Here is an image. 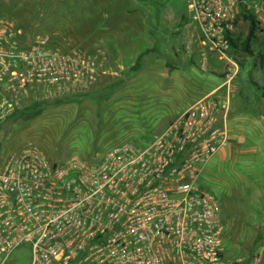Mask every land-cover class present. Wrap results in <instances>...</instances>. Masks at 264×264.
I'll use <instances>...</instances> for the list:
<instances>
[{"label": "built area", "instance_id": "1", "mask_svg": "<svg viewBox=\"0 0 264 264\" xmlns=\"http://www.w3.org/2000/svg\"><path fill=\"white\" fill-rule=\"evenodd\" d=\"M241 7L258 19L264 0H185L199 41L236 75L229 37ZM264 37V27L261 30ZM0 16V124L34 86L89 85L101 62L60 51ZM217 88L189 104L141 145L122 142L99 158L49 161L26 143L0 159V264L20 245L28 264H264V248L223 255L218 203L197 184L227 142V100Z\"/></svg>", "mask_w": 264, "mask_h": 264}, {"label": "rangeland", "instance_id": "2", "mask_svg": "<svg viewBox=\"0 0 264 264\" xmlns=\"http://www.w3.org/2000/svg\"><path fill=\"white\" fill-rule=\"evenodd\" d=\"M247 14L257 20L251 52L237 53V73L224 84L227 65L200 43L185 0H0V16L22 31L21 42L43 36L57 50L78 48L100 62L115 55L123 66L121 77L104 72L89 85H41L20 95L0 124V159L26 143L57 163L95 160L122 142L139 146L215 87L213 97H226L225 121L237 143L205 162L197 184L218 203L225 257L264 248V15L241 7L233 34L239 42ZM29 259L23 244L9 262Z\"/></svg>", "mask_w": 264, "mask_h": 264}, {"label": "crops", "instance_id": "3", "mask_svg": "<svg viewBox=\"0 0 264 264\" xmlns=\"http://www.w3.org/2000/svg\"><path fill=\"white\" fill-rule=\"evenodd\" d=\"M127 10V9H126ZM122 11V13H121V15L122 16H129V15H131V14H129V11ZM130 11H132V10H130ZM104 22V21H103ZM121 23H122V21H121ZM104 24V26L106 27V28H109V24L108 23H103ZM124 26H127L128 28H131V21H129V19L128 18H126V20L122 23ZM103 30H106V29H103ZM92 48V47H91ZM108 55V56H107ZM105 57L106 58H101V68L103 69L102 71H104L105 73L106 72H112L113 74H115V75H119L120 74V77H121V75L123 74L122 73V71H123V66H122V63H121V61H120V58L118 57V56H113V55H111V56H109V54H107ZM95 57H98V56H96V55H94ZM99 58V57H98ZM213 89H215V87L214 88H212V89H210L208 92H206L205 94H207V93H209L210 91H212ZM204 94V95H205ZM181 112V111H180ZM180 112H178L177 114H179ZM176 114V115H177ZM175 115V116H176ZM225 124H226V129H227V140H228V143H227V145L223 148V147H221V148H219V149H221V150H217L212 156H215L216 155V153H218L219 152V154H221V155H225V148H232L233 147V145H235V143H237L236 142V135H235V131L232 129V127H230L229 128V126L227 125V123H226V121H225ZM211 156V157H212ZM210 157V158H211ZM209 158V159H210ZM208 159V160H209ZM207 160V161H208Z\"/></svg>", "mask_w": 264, "mask_h": 264}, {"label": "trees", "instance_id": "4", "mask_svg": "<svg viewBox=\"0 0 264 264\" xmlns=\"http://www.w3.org/2000/svg\"><path fill=\"white\" fill-rule=\"evenodd\" d=\"M244 18L247 20V31H246L244 39L239 42L237 38L233 39L234 38L233 36L229 37V44H230L229 54H231L233 56V58H236L237 53L240 51H243L244 53H250L251 52V50L249 48V43L254 36V30H255L256 25H257V20L251 14L244 15ZM100 82H98V83H100ZM110 86L111 85L106 84V86L101 87L100 90L108 91V89L106 87H110ZM38 88H39L38 86L31 87L28 90L27 95L29 96V95H31V93H37ZM95 90L100 92L99 89H95ZM261 90H262L261 95L264 97V85L261 87ZM89 96L90 95L85 96V97H89ZM73 100L74 99L72 97V101ZM69 101H71V100H69ZM262 116L264 118V112H263Z\"/></svg>", "mask_w": 264, "mask_h": 264}]
</instances>
